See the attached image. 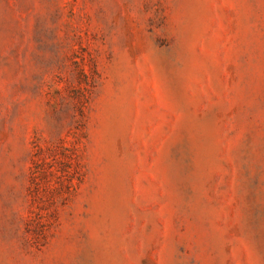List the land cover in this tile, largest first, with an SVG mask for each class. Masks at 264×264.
I'll list each match as a JSON object with an SVG mask.
<instances>
[{"label":"rangeland","instance_id":"374dc122","mask_svg":"<svg viewBox=\"0 0 264 264\" xmlns=\"http://www.w3.org/2000/svg\"><path fill=\"white\" fill-rule=\"evenodd\" d=\"M0 264H264V0H0Z\"/></svg>","mask_w":264,"mask_h":264}]
</instances>
